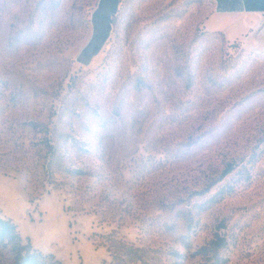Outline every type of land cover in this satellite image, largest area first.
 I'll list each match as a JSON object with an SVG mask.
<instances>
[{
    "label": "rangeland",
    "instance_id": "1",
    "mask_svg": "<svg viewBox=\"0 0 264 264\" xmlns=\"http://www.w3.org/2000/svg\"><path fill=\"white\" fill-rule=\"evenodd\" d=\"M98 3L0 0V264H264V15L116 0L88 54Z\"/></svg>",
    "mask_w": 264,
    "mask_h": 264
},
{
    "label": "crops",
    "instance_id": "2",
    "mask_svg": "<svg viewBox=\"0 0 264 264\" xmlns=\"http://www.w3.org/2000/svg\"><path fill=\"white\" fill-rule=\"evenodd\" d=\"M264 15V0H212L211 11L203 18V28L218 31L226 40L243 37Z\"/></svg>",
    "mask_w": 264,
    "mask_h": 264
},
{
    "label": "trees",
    "instance_id": "3",
    "mask_svg": "<svg viewBox=\"0 0 264 264\" xmlns=\"http://www.w3.org/2000/svg\"><path fill=\"white\" fill-rule=\"evenodd\" d=\"M108 6L105 9L104 12H100L101 6L104 3V0H99L97 8L93 11V22H94V31L93 34L86 44V46L83 48V51L86 53L93 54L95 53L101 42L104 40V38L107 35L108 31V17L109 14L112 13L115 10V4L116 0H108ZM99 15V17H98ZM98 21L101 22V27L98 25ZM231 168V164H227L220 175L226 174ZM17 232L15 231V225L10 219L3 218L0 216V240L7 238L8 241L14 242L15 238L17 237ZM220 236L216 237L212 241H210L213 244H219L221 242ZM201 249H204V247H201ZM45 259H52L50 263H46ZM14 264H59V261L57 259H54L51 253H48L46 255H41L39 251H34L33 249H26L24 252L17 249L16 257Z\"/></svg>",
    "mask_w": 264,
    "mask_h": 264
},
{
    "label": "bare ground",
    "instance_id": "4",
    "mask_svg": "<svg viewBox=\"0 0 264 264\" xmlns=\"http://www.w3.org/2000/svg\"><path fill=\"white\" fill-rule=\"evenodd\" d=\"M262 30H264V29H262ZM264 32V31H263ZM263 42H264V39H263Z\"/></svg>",
    "mask_w": 264,
    "mask_h": 264
},
{
    "label": "built area",
    "instance_id": "5",
    "mask_svg": "<svg viewBox=\"0 0 264 264\" xmlns=\"http://www.w3.org/2000/svg\"><path fill=\"white\" fill-rule=\"evenodd\" d=\"M263 42V41H262ZM263 44H264V42H263Z\"/></svg>",
    "mask_w": 264,
    "mask_h": 264
}]
</instances>
